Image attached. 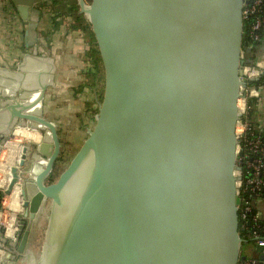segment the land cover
Instances as JSON below:
<instances>
[{"label": "water", "instance_id": "obj_1", "mask_svg": "<svg viewBox=\"0 0 264 264\" xmlns=\"http://www.w3.org/2000/svg\"><path fill=\"white\" fill-rule=\"evenodd\" d=\"M51 1L10 0L12 13L28 25V38L41 21L38 6ZM244 2L78 0L101 59L95 124L66 170L46 183L61 141L52 122L33 117L51 130L39 148L49 159L27 178L20 172L24 147L19 166L11 168L6 193L19 186L25 211L14 240L4 241L6 264H19L11 260L17 244L20 256L36 260L27 246L48 199L51 216L38 264H94L98 252L105 264H238L244 244L235 175ZM76 179L88 199L79 200L88 222L98 199L100 249L92 234L83 243L82 221L74 233L59 226L63 194Z\"/></svg>", "mask_w": 264, "mask_h": 264}, {"label": "crops", "instance_id": "obj_2", "mask_svg": "<svg viewBox=\"0 0 264 264\" xmlns=\"http://www.w3.org/2000/svg\"><path fill=\"white\" fill-rule=\"evenodd\" d=\"M38 7L42 17L31 39L27 23L12 13L10 0H0V187L12 179L11 168L19 166L24 147L28 151L26 167L20 169L22 175L32 178L46 167L49 158L40 154L39 148L49 141L51 130L34 116L57 127L61 152L74 147L78 152L97 114L99 94L92 83L97 70L87 17L88 22L80 19L81 12H54L53 1ZM260 97L256 121L264 128V86ZM73 134L75 140L70 138ZM23 203L19 186L4 196L0 209V264L7 263L10 249L4 241L13 239L19 231L18 215L25 211ZM44 210L45 207L34 222L27 253L34 251L31 243L45 222ZM13 250L11 260H25L16 247Z\"/></svg>", "mask_w": 264, "mask_h": 264}, {"label": "built area", "instance_id": "obj_3", "mask_svg": "<svg viewBox=\"0 0 264 264\" xmlns=\"http://www.w3.org/2000/svg\"><path fill=\"white\" fill-rule=\"evenodd\" d=\"M248 1V2H246ZM243 19H254L248 28L251 43L261 41L264 33V0H245ZM244 83L241 87L238 108L241 117L237 122L238 139L236 157V199L239 215V226L245 236L258 250L249 256L242 253L238 264H264V135L255 128L250 119V100H260L263 86H249V80H257L264 76V57L255 61L251 67L243 69ZM11 176V172H10ZM11 177L0 190L6 195ZM4 203V197L2 204ZM242 256H245L243 259ZM263 257V258H262Z\"/></svg>", "mask_w": 264, "mask_h": 264}, {"label": "trees", "instance_id": "obj_4", "mask_svg": "<svg viewBox=\"0 0 264 264\" xmlns=\"http://www.w3.org/2000/svg\"><path fill=\"white\" fill-rule=\"evenodd\" d=\"M70 2H66L65 0H54L53 1V11L57 12V9L61 10L62 13H67V14H73V15H78L80 12V6L77 2V0H70ZM64 4V5H63ZM80 17V19H84L85 21H87L85 15L79 14L78 15ZM254 19H249V20H245L244 21V39H243V61L244 63L242 64V69H244L245 67H251L254 65L255 61L262 58L264 56V49H263V39L261 41H259L258 43H251V41L248 38V28L250 26V24L253 22ZM88 22V21H87ZM89 23V22H88ZM89 28L91 31V35L93 38V43H94V54H95V67H96V73H94L93 76V86L97 87L98 89V94L100 96V81H101V70H100V63H101V59H100V54H99V50L97 47L96 39L94 37L93 31L91 29L90 23H89ZM262 38H264V33H262ZM249 86H264V76H262L260 79H255V80H249ZM257 98H252L250 100V115H249V119L252 123V125L259 130L262 131V135H264V128L260 127V124L256 121V112H257ZM98 112V109L97 111ZM63 156L60 155L58 157V159L55 162L54 165V169L52 171V173L49 175V177L47 178L48 182H54L56 180V178L59 176L60 171H61V163L64 162L63 160ZM4 197V193L0 190V209L2 208V199ZM239 232L240 235L242 237V239L244 240V244L247 243L249 240L247 239V237L245 236V231L241 228V222H240V226H239ZM34 251L36 253V246H34Z\"/></svg>", "mask_w": 264, "mask_h": 264}, {"label": "bare ground", "instance_id": "obj_5", "mask_svg": "<svg viewBox=\"0 0 264 264\" xmlns=\"http://www.w3.org/2000/svg\"><path fill=\"white\" fill-rule=\"evenodd\" d=\"M39 96L36 97V99ZM35 99V102L38 100ZM11 148V146H10ZM79 179H76V181L70 186L67 192H64L65 194V203L63 205V208L61 210V217L59 219V226H61V229H64V232L68 233H74L75 231L80 230V221H82L84 224L82 226L83 233L85 230L84 235L82 236L83 238V243H86V240L88 239L89 235L92 236V242L94 246L98 247L100 249V245L103 246L102 240L97 241L96 240V233H100L103 231L102 227V221H101V208L98 203V199L96 198V201H94V198L92 199L91 203L92 204V215H91V220L88 222V217H86V214H84L81 210V201L80 199H86L84 197H81V193L79 192ZM88 203V202H87ZM86 203V204H87ZM94 205V206H93ZM87 207V206H86ZM81 209V210H80ZM82 216V217H81ZM81 217V218H80ZM58 226V227H59ZM103 255L101 252H98L97 255V261H95L94 264H105V260L102 257Z\"/></svg>", "mask_w": 264, "mask_h": 264}, {"label": "rangeland", "instance_id": "obj_6", "mask_svg": "<svg viewBox=\"0 0 264 264\" xmlns=\"http://www.w3.org/2000/svg\"><path fill=\"white\" fill-rule=\"evenodd\" d=\"M94 124H95V119L92 122V128H93ZM72 137H73V140L76 139V135L75 134L70 136V138H72ZM10 138H12V137H10ZM49 138L51 139V135H49ZM76 152H77V149L75 147L73 149H69L68 151L62 150L60 155L63 156L64 162L61 163V171H60L59 176L66 170V168L70 164L71 160L76 155ZM59 176L56 178V180L59 178ZM46 183H49L48 180L46 181ZM51 205H52V200L48 199L46 204H45V210H44L45 211V215H44L45 222H44V224L42 226V229H41L40 233L38 234V236H35L32 239V243L31 244H32L33 247L36 246V250L38 252V253L35 252L36 260H34L32 254H29L25 258V260H22L21 261L22 263L20 262L19 264H38V262L41 260L42 254H43V247H44L45 242H46L47 231H48V226H49V220H50V216H51ZM36 237H37V239H36ZM18 245L16 246V250H17ZM255 250H258V249L256 248V246L254 244H252V243L243 244V253L244 254L250 256L253 253V251H255Z\"/></svg>", "mask_w": 264, "mask_h": 264}]
</instances>
